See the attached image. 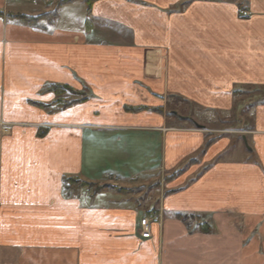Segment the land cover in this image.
I'll return each mask as SVG.
<instances>
[{"label":"crops","instance_id":"crops-1","mask_svg":"<svg viewBox=\"0 0 264 264\" xmlns=\"http://www.w3.org/2000/svg\"><path fill=\"white\" fill-rule=\"evenodd\" d=\"M61 1L0 0V264H264V0Z\"/></svg>","mask_w":264,"mask_h":264},{"label":"trees","instance_id":"trees-1","mask_svg":"<svg viewBox=\"0 0 264 264\" xmlns=\"http://www.w3.org/2000/svg\"><path fill=\"white\" fill-rule=\"evenodd\" d=\"M71 0H62L60 3H67ZM85 3L87 4V14H89V9H90V6L91 4L95 1V0H84ZM59 6V5H58ZM57 13H58V7L51 11V12H48L46 14H43L41 16H36V17H33V16H27V15H24V14H9V18L10 19H13L23 25H28V26H32V27H40V22L43 21L45 23V25H50L55 19H56V16H57ZM87 23H88V20H87ZM47 91H51L53 93H55V95H57V97H61V95H64L67 91H71L70 88L66 87V86H60V85H57V84H52L50 85L48 88H47ZM76 101H84L83 98L79 99V100H76ZM75 101H69V102H66L65 100L62 101V105L61 107L62 108H66L68 105H70L71 103H73ZM158 111H160V113H162V110L159 109ZM168 179H166L165 181H167ZM83 188H92L93 191L95 193L97 192H101V191H108V190H113L117 193H123V194H129V193H135L137 191H139L140 189H135V188H132V189H118L117 187H109V186H106V185H103V186H98L96 184H93V183H86V182H82L78 179H74V178H64V181H63V191H64V194L65 196L67 197H75V196H78L79 195V192L83 189ZM187 219V217L185 216L184 217V220ZM201 228V227H200Z\"/></svg>","mask_w":264,"mask_h":264},{"label":"rangeland","instance_id":"rangeland-1","mask_svg":"<svg viewBox=\"0 0 264 264\" xmlns=\"http://www.w3.org/2000/svg\"><path fill=\"white\" fill-rule=\"evenodd\" d=\"M44 1V0H43ZM46 2V1H45ZM48 5L51 4L53 6V8L56 7L57 3H58V0H48L46 2ZM54 22V21H53ZM64 97V100H67L66 97L68 98V100H71L72 98L74 100H79L81 99V96L79 94H74L73 92H67L65 93L64 95H62ZM77 98V99H76ZM68 102V101H66ZM187 106V104L182 101V100H179V99H174V100H170L169 103H165V113H166V116H170L172 111L170 110H176L174 112H176V117L177 119H181L182 117L184 118H187V117H194V119L196 120H204L203 118L205 119H209L211 120L212 122H214L216 124V122H221V117L220 115L216 114V113H212V112H205V111H202L200 109H191L190 111H187V110H184V107ZM167 109V110H166ZM231 120V119H229ZM211 121H208L209 123H211ZM214 126V125H211V127ZM207 127H210V126H207ZM215 134H211L210 136L207 137V140L209 141L210 139H215L216 137H213ZM111 186V185H109ZM113 187V186H111ZM114 188V187H113Z\"/></svg>","mask_w":264,"mask_h":264},{"label":"built area","instance_id":"built-area-1","mask_svg":"<svg viewBox=\"0 0 264 264\" xmlns=\"http://www.w3.org/2000/svg\"><path fill=\"white\" fill-rule=\"evenodd\" d=\"M29 1V0H27ZM48 1V0H44ZM239 16H247V12L240 11ZM161 220V214L159 212H152L148 216L142 217L139 220V236L142 239H149L151 237V224L154 222H159Z\"/></svg>","mask_w":264,"mask_h":264}]
</instances>
